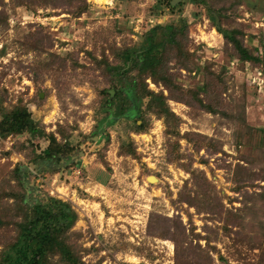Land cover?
<instances>
[{
	"label": "rangeland",
	"instance_id": "obj_1",
	"mask_svg": "<svg viewBox=\"0 0 264 264\" xmlns=\"http://www.w3.org/2000/svg\"><path fill=\"white\" fill-rule=\"evenodd\" d=\"M69 1L0 0L3 107L8 111L26 105L46 133L60 139L62 130L73 145L79 143L69 163L67 158L35 166V154L48 145L45 138L24 132L0 139V195L20 189L13 176L19 166L30 204L48 196L66 199L78 214L72 243L86 263L256 264L264 254V204L258 197L248 202L244 194L260 192L264 182L255 178L242 193L235 192L234 170L247 168L241 156L255 159L254 171L264 168V144L259 143L264 88L249 83L245 63L232 65L235 60L225 52L223 36L206 11L189 0L178 1L174 10L160 7L159 0ZM82 1L87 11L76 17ZM238 1L237 14L228 12L222 25L241 28L248 36L246 45L258 47L264 42V0ZM182 20L192 53L184 62L190 69L171 58L178 89L172 96L166 90L164 94L180 119V135H202L200 150L185 139L177 144L176 137L166 134L164 118L152 113L144 114L143 131L135 130L141 124L137 117H118L112 125L106 124L111 118L102 122L98 92L111 84L103 64L97 63L103 51L115 63L113 49L137 47L152 25L179 27ZM207 79V91H199ZM125 84L128 79L118 87ZM147 84L159 90L149 79ZM144 107L145 100L142 112ZM128 142L135 156L121 154V145ZM187 170L204 175L208 186L195 184ZM181 192H198V206L180 201ZM16 206L14 199L0 198V216L8 221L0 227V244L16 231L10 220Z\"/></svg>",
	"mask_w": 264,
	"mask_h": 264
},
{
	"label": "trees",
	"instance_id": "obj_2",
	"mask_svg": "<svg viewBox=\"0 0 264 264\" xmlns=\"http://www.w3.org/2000/svg\"><path fill=\"white\" fill-rule=\"evenodd\" d=\"M159 1V6L165 4L164 6L168 9H175L171 6L172 0ZM71 2L73 0L69 1V3ZM189 2L206 11L208 20L223 36L226 53H229L235 61L248 64L251 69L260 68L264 72V57H262L264 56V50L261 49L264 48V42L261 40L258 47H249L245 43L247 35L241 28H228L222 25L221 21L229 19L228 12H232L234 15L237 14L236 8L240 1L218 0L221 5L215 8L211 0H189ZM85 11H87V5L82 1L76 9V17H79ZM161 11L159 9V13ZM157 13H155L156 17L159 16ZM186 27L185 20L181 21L179 27L165 23L152 25L148 28L142 42L137 47L131 45L113 49V55L116 57L115 63H112L103 51V55L97 63L99 66L103 64L104 72L108 75L111 84L98 92L102 100V110L105 113L102 122L108 120L109 116L112 117L106 122L108 125H112L118 117L127 119L137 117L141 120V124L136 125L135 130L143 131L147 126L144 114L152 113L159 118H164L167 127L166 134L176 137L177 144L180 139H185L190 143L193 142L197 150H200L201 144L198 143L202 135L198 133L180 135L178 129L180 123L178 120L180 119L170 110L167 104L168 96L164 94V90H166L170 93L169 96H172V93L178 89V85L175 83L176 76L170 71L169 62L171 58H176L177 63L183 69H190L184 62L185 59L190 60L192 56V53H189L186 47ZM125 79L129 80L128 86L130 85V87L126 84L124 87H118V83H122ZM148 79L159 88L158 91L148 87ZM209 82V79H207L201 86H198L199 91H207ZM110 89L115 91L112 97L108 92ZM255 89H257L256 86ZM175 98L176 100L179 99V97ZM143 100H145V107L142 112ZM3 106L4 104L0 100V139L27 132L48 141V145L35 154V166L39 164L46 165L45 161L60 163L77 152L79 143L73 145L69 141L70 136L62 130L59 134L60 139L53 133H46L33 119V115L26 105L18 104L8 111ZM262 132L264 133V129H262ZM193 134L195 136H192ZM208 140L211 142V139ZM259 143L260 145L264 144V135ZM243 144H250V141H244ZM209 146L214 148V153L218 152L214 144L210 143ZM121 154L136 155L131 142L121 145ZM240 158L249 167L234 170V183L236 185L234 191L238 193H242L245 187L251 186L255 178L264 182V168L256 172L254 171L255 168L251 167L255 164V159L245 156ZM239 170L248 174L244 176V173H238ZM186 173L192 175L195 184L208 186V181L204 175L198 174L194 170H187ZM36 175L38 176V174ZM13 176L20 189L3 193L0 198L10 197L16 201V212L10 218L12 224L16 227V231L14 234L8 235L7 240L0 244V264H101V262L86 263L82 261L79 249L72 243V235L75 233H71V230L78 220V214L71 204L56 196H48L44 200L37 199V201L30 204L22 185L19 166L13 169ZM247 194L246 192L244 196L246 200H249L248 202L255 201L258 197L264 204V186L260 192L253 193L255 194L253 196ZM198 198V192L193 196L188 193L183 195V192L180 194V201L195 207L198 206L196 202ZM211 201L209 199L208 204L212 206V210H215L217 205H212ZM153 219L154 217L151 216L148 223L149 228L153 225ZM5 225H8V221L0 216V227ZM180 264H188V262ZM191 264L201 263L192 262ZM256 264H264V254L259 257Z\"/></svg>",
	"mask_w": 264,
	"mask_h": 264
},
{
	"label": "built area",
	"instance_id": "obj_3",
	"mask_svg": "<svg viewBox=\"0 0 264 264\" xmlns=\"http://www.w3.org/2000/svg\"><path fill=\"white\" fill-rule=\"evenodd\" d=\"M140 24H142L143 20H140ZM150 23H154L153 20L149 19ZM233 66H235L236 61L231 62ZM246 74L249 75V83L256 86L259 90H262L264 88V72L259 69H252L248 64H245ZM59 198V197H58ZM62 200L66 201V199Z\"/></svg>",
	"mask_w": 264,
	"mask_h": 264
},
{
	"label": "water",
	"instance_id": "obj_4",
	"mask_svg": "<svg viewBox=\"0 0 264 264\" xmlns=\"http://www.w3.org/2000/svg\"><path fill=\"white\" fill-rule=\"evenodd\" d=\"M178 1H181V0H172V1H171V6H175V4H176ZM108 92H109V94H110L111 97H112V96L114 95V93H115L114 90H109ZM108 118H111V117L109 116ZM72 158H73L72 156L68 157L67 162L69 163V161H71ZM45 163H46V164H51L52 162L45 161ZM40 165H41V164H40ZM150 178H155V179L157 180V177H156V176H149L148 179H150ZM28 194H29V191H28ZM26 196H27V193H26Z\"/></svg>",
	"mask_w": 264,
	"mask_h": 264
},
{
	"label": "bare ground",
	"instance_id": "obj_5",
	"mask_svg": "<svg viewBox=\"0 0 264 264\" xmlns=\"http://www.w3.org/2000/svg\"><path fill=\"white\" fill-rule=\"evenodd\" d=\"M95 2L102 3L105 0H94ZM149 181H157L155 178H150Z\"/></svg>",
	"mask_w": 264,
	"mask_h": 264
}]
</instances>
